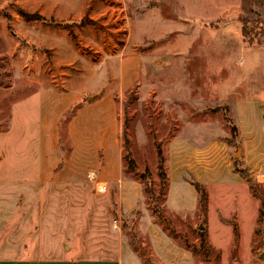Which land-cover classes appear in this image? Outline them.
Returning a JSON list of instances; mask_svg holds the SVG:
<instances>
[{"label":"rangeland","instance_id":"rangeland-1","mask_svg":"<svg viewBox=\"0 0 264 264\" xmlns=\"http://www.w3.org/2000/svg\"><path fill=\"white\" fill-rule=\"evenodd\" d=\"M130 53L140 78L114 88ZM43 87L81 98L29 149ZM66 255L264 264V0H0V257Z\"/></svg>","mask_w":264,"mask_h":264},{"label":"crops","instance_id":"crops-1","mask_svg":"<svg viewBox=\"0 0 264 264\" xmlns=\"http://www.w3.org/2000/svg\"><path fill=\"white\" fill-rule=\"evenodd\" d=\"M65 26V25H63ZM141 54L130 53L124 57L117 58V83L114 88L127 89L131 88L140 78L141 75ZM36 94L29 96L23 105H28V110L24 111L25 117V131L23 132V139L27 140L28 148L34 147V142L38 141H50L57 136L59 121L64 112H66L76 101L81 98V92H69V91H56L46 89L43 87ZM54 88V87H49ZM73 88V87H71ZM78 88V87H75ZM109 88H112L110 85ZM112 97L110 95L102 97L100 100H95L89 104H85L79 108L75 117L69 123V132L73 139H80L79 135H85L83 127L78 129V125L81 126V120L84 116H91L96 119L100 117V107L109 102ZM39 99L41 101L39 108H37L38 118L36 121L34 111H32V102ZM94 111V112H93ZM26 112V113H25ZM33 112V113H32ZM89 112L91 114L89 115ZM87 115V116H86ZM22 117V116H21ZM91 117H89L91 119ZM18 118V117H17ZM89 124V123H87ZM36 129L38 132L36 133ZM27 131V132H26ZM82 132V133H81ZM54 147V146H53ZM54 150V148H53ZM47 154H43L46 157ZM56 166L57 160L51 163L49 166ZM43 168V167H42ZM41 168V169H42ZM51 169V168H50ZM48 165L44 164V168L41 170V176H46L48 172ZM116 174V173H115ZM40 176V177H41ZM39 177V178H40ZM117 176L115 175V178ZM102 182V181H101ZM70 251H66L68 254ZM0 264H142L135 256L130 258H111V259H93V258H77L75 256L66 255L59 258H32V259H19V258H4L0 257Z\"/></svg>","mask_w":264,"mask_h":264},{"label":"trees","instance_id":"trees-1","mask_svg":"<svg viewBox=\"0 0 264 264\" xmlns=\"http://www.w3.org/2000/svg\"><path fill=\"white\" fill-rule=\"evenodd\" d=\"M23 16L25 17L26 20H46L43 16H41L40 14H29V13H23ZM246 24L243 25V35H246ZM158 157H159V174H160V193L163 194L168 186V178H167V174L164 170V156L162 153V149L161 147L158 148ZM129 161L131 162V164L133 163L132 159L130 158V156H128ZM196 189L199 191V193L201 194V201L202 203H204L205 201V193L203 192V190L200 187V184L196 183ZM150 192H153L152 187H149Z\"/></svg>","mask_w":264,"mask_h":264},{"label":"bare ground","instance_id":"bare-ground-1","mask_svg":"<svg viewBox=\"0 0 264 264\" xmlns=\"http://www.w3.org/2000/svg\"><path fill=\"white\" fill-rule=\"evenodd\" d=\"M263 177V176H262ZM262 180V179H261ZM101 187V186H100Z\"/></svg>","mask_w":264,"mask_h":264},{"label":"water","instance_id":"water-1","mask_svg":"<svg viewBox=\"0 0 264 264\" xmlns=\"http://www.w3.org/2000/svg\"><path fill=\"white\" fill-rule=\"evenodd\" d=\"M153 264H156V263H153Z\"/></svg>","mask_w":264,"mask_h":264}]
</instances>
